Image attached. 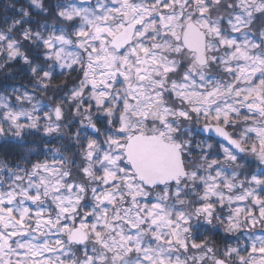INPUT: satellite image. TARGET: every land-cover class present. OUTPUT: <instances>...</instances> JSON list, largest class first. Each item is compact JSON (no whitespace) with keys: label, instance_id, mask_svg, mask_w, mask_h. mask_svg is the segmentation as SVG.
Returning a JSON list of instances; mask_svg holds the SVG:
<instances>
[{"label":"snow or ice","instance_id":"snow-or-ice-1","mask_svg":"<svg viewBox=\"0 0 264 264\" xmlns=\"http://www.w3.org/2000/svg\"><path fill=\"white\" fill-rule=\"evenodd\" d=\"M16 13L0 27V264H264V0Z\"/></svg>","mask_w":264,"mask_h":264},{"label":"trees","instance_id":"trees-1","mask_svg":"<svg viewBox=\"0 0 264 264\" xmlns=\"http://www.w3.org/2000/svg\"><path fill=\"white\" fill-rule=\"evenodd\" d=\"M26 4V0H0V27L4 26V18L8 17V22L16 16V9L21 5ZM14 5V7H12ZM26 83V78L22 80L12 81V83Z\"/></svg>","mask_w":264,"mask_h":264}]
</instances>
